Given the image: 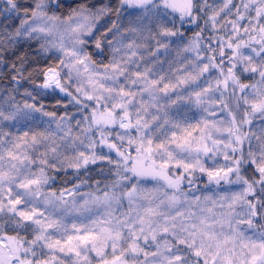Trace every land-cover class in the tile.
Returning a JSON list of instances; mask_svg holds the SVG:
<instances>
[{"label": "snow or ice", "instance_id": "1", "mask_svg": "<svg viewBox=\"0 0 264 264\" xmlns=\"http://www.w3.org/2000/svg\"><path fill=\"white\" fill-rule=\"evenodd\" d=\"M9 68L0 264H264V0H0Z\"/></svg>", "mask_w": 264, "mask_h": 264}, {"label": "trees", "instance_id": "2", "mask_svg": "<svg viewBox=\"0 0 264 264\" xmlns=\"http://www.w3.org/2000/svg\"><path fill=\"white\" fill-rule=\"evenodd\" d=\"M208 2H209V4L216 6V5L221 3V0H208ZM201 26H203V25H201ZM184 29H185V38L191 37L196 31L195 25H185ZM186 29H191V31H187ZM218 34L223 36L225 34L224 29H221ZM212 35H214V33L212 31L205 29V32H204L205 37L212 36ZM23 52L24 53H31L32 50L29 49L27 46H25L23 48ZM173 55H175V53H173ZM185 55H189V54H185ZM32 58L37 59L35 56H33ZM32 67H33V65L31 63L26 64V68L28 69V71H31ZM165 67H167V66H165ZM10 74H12L10 68L7 69L6 71L3 69H0V77H2V78H0V87L7 86L8 76ZM27 75H28V72L26 71L25 76H27ZM33 75H35V74H33ZM22 83L24 84V87H30L28 83H26V82H22ZM22 91H23V89H21V92ZM17 98L20 99L21 97L18 96ZM48 100L50 101L51 98L49 97ZM177 108H179L181 111L187 112L189 117H193L194 118L193 122H195V119H199V117L201 115L199 108L192 107L191 110L189 111L187 103H183L181 105H178ZM177 108H173V109H171V111L173 113H175L177 111ZM222 163H225V161L222 160ZM52 175L56 176V180L54 182L55 188H60V187H64V186L70 187L71 183L76 179L72 169H68L67 172L52 173ZM108 176H109V171H108L107 167H105L103 169V172H101L100 167L96 166V165L90 166L88 173H87V177L91 178V179H89V184H91L93 188L95 187L94 182L96 180H100L101 186H102L103 182L105 181V177H108ZM81 177L87 178L84 176V170H81ZM205 180H206V177L202 178L200 180H197L196 183L199 187L203 188ZM65 182H67V183H65ZM76 182H79V181H76ZM83 190L87 191L88 188L85 187ZM9 234L11 235L12 233H9Z\"/></svg>", "mask_w": 264, "mask_h": 264}, {"label": "rangeland", "instance_id": "3", "mask_svg": "<svg viewBox=\"0 0 264 264\" xmlns=\"http://www.w3.org/2000/svg\"><path fill=\"white\" fill-rule=\"evenodd\" d=\"M222 160H223L222 157H219V156L217 157V161H218L219 163H221V164H223V163H222ZM206 163H209V164H210L211 161H207V160H206ZM220 191H223V189H220Z\"/></svg>", "mask_w": 264, "mask_h": 264}]
</instances>
